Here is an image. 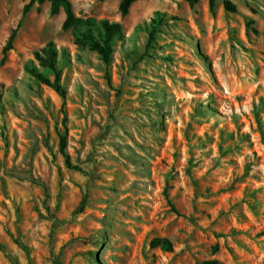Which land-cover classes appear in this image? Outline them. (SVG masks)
Wrapping results in <instances>:
<instances>
[{
  "label": "rangeland",
  "instance_id": "obj_1",
  "mask_svg": "<svg viewBox=\"0 0 264 264\" xmlns=\"http://www.w3.org/2000/svg\"><path fill=\"white\" fill-rule=\"evenodd\" d=\"M68 1L121 25L106 70L0 0V264H264V0ZM48 42L63 98L30 73Z\"/></svg>",
  "mask_w": 264,
  "mask_h": 264
},
{
  "label": "trees",
  "instance_id": "obj_2",
  "mask_svg": "<svg viewBox=\"0 0 264 264\" xmlns=\"http://www.w3.org/2000/svg\"><path fill=\"white\" fill-rule=\"evenodd\" d=\"M27 1L21 9V17L30 9V7L35 3L41 5L43 3L48 4L49 15L54 16L61 11L63 13V21L60 25L61 31L71 30L73 37V44L77 47H86L90 52L96 54L98 60L104 66L105 70L111 62V56L113 53V48L116 41H119L122 29L121 25L117 22H108L107 20L94 21L91 18L80 19L73 15L71 10V5L68 0H21ZM97 2H102L104 0H96ZM135 0H120L117 10L121 17L127 14L130 5ZM191 8L197 0H182ZM215 0H207V10L211 13L214 8ZM222 9L229 13L235 12V6L228 0H222ZM156 19L150 21V29L148 32V40L152 37V31L155 26L161 22V15L155 13ZM19 22L16 24L14 29H12L7 37L5 45L3 47V54L11 49V43L15 37L16 30ZM248 26L251 22L246 23ZM254 32V31H253ZM149 42V41H148ZM56 49L51 42L44 45L43 48L33 53L32 58L42 68L48 69L53 75V82L49 83L47 79L43 78L39 74L32 71L30 73L41 83L50 86L60 98L64 97V92L58 85L59 82V72L56 68L55 58ZM106 76V75H105ZM108 82V80H107ZM65 143L63 137L59 138V152L64 160V164L67 168H73L69 162V158L64 151ZM166 202L170 205L169 200L166 197L165 192L163 193ZM170 208L171 205H170ZM151 247H161L164 250H170V243L167 240L153 239L150 242ZM214 262H208L206 264H213Z\"/></svg>",
  "mask_w": 264,
  "mask_h": 264
}]
</instances>
